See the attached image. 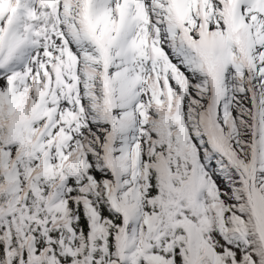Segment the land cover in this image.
Returning a JSON list of instances; mask_svg holds the SVG:
<instances>
[{
    "label": "snow or ice",
    "instance_id": "snow-or-ice-1",
    "mask_svg": "<svg viewBox=\"0 0 264 264\" xmlns=\"http://www.w3.org/2000/svg\"><path fill=\"white\" fill-rule=\"evenodd\" d=\"M0 264H264V0H0Z\"/></svg>",
    "mask_w": 264,
    "mask_h": 264
}]
</instances>
